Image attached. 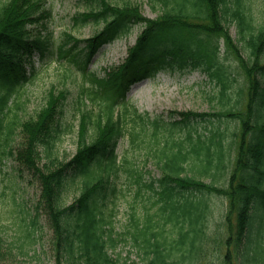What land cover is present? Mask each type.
Wrapping results in <instances>:
<instances>
[{
    "label": "trees",
    "instance_id": "obj_1",
    "mask_svg": "<svg viewBox=\"0 0 264 264\" xmlns=\"http://www.w3.org/2000/svg\"><path fill=\"white\" fill-rule=\"evenodd\" d=\"M84 1L92 5L88 10L78 11L74 23L77 26L90 21L105 23L100 31L84 40L87 62L103 42L129 34L135 22L141 23L143 30L124 63L103 80L96 78L102 90L92 89L91 99L99 97L104 101L103 107L98 113L81 110L79 147L70 162L60 160L52 152L63 129L55 121L66 91L56 94L50 90L46 105L27 120L19 121L17 114L12 118L9 115L15 94L31 77L26 73L25 62L31 60L35 51L45 53L48 49V36L34 30V25H44L49 15L44 0L0 2V164L7 153L17 160L21 176L28 170L39 181L41 196L36 208L52 216L58 264H64L60 256L65 264H118L110 253L117 239L113 237L112 221L104 211L108 197L117 192L116 184L110 183L112 173L117 176L120 170L116 142L128 132L131 142L136 144L149 126L159 145V128L166 125L170 131V139L157 154L163 176L159 179L162 190L155 189L159 199L165 202L161 209H171L168 215L171 218L188 216L191 227L184 231L181 225L179 239L171 243L166 236L158 239L163 231H152L153 215L146 217L150 224L141 229L136 222L133 238L135 241L142 238L147 256L144 264H181L171 256L177 250L183 251L189 234L192 233L191 248L202 241L208 207L197 193L201 197L215 194L226 198L228 227L232 233L237 228L235 240L239 244L257 208L264 211V20L257 23L241 0H235L233 6L231 0H153L154 7L158 6L155 18L144 17L136 2ZM230 21L236 23L243 46L232 37ZM65 35L62 49L69 42L80 41L71 32ZM229 57L237 62L236 72L243 75L242 84L236 89L237 97L229 93L232 83L237 81V73L227 62ZM169 68L206 74L219 85L218 95L224 108L209 112L182 111L179 119L166 121L162 117L152 119L128 103L126 92L130 83ZM128 118L133 123L130 128ZM216 119L235 121L236 129L230 133L229 140L219 126H205L202 131L192 127L196 121ZM18 125L23 139L14 147ZM92 126L94 132L90 135ZM183 129L185 134L176 138V131ZM41 144L46 147L48 158L44 164H41ZM189 160L193 164L187 171ZM109 167L116 169L109 172ZM137 170L134 168L135 182L140 183L142 176ZM201 175H210L211 179L205 181ZM70 176L82 177L81 191L75 202L62 205L63 188ZM154 181L145 185L152 189ZM261 251L255 249L254 261H258ZM226 264L232 263L227 260Z\"/></svg>",
    "mask_w": 264,
    "mask_h": 264
},
{
    "label": "rangeland",
    "instance_id": "obj_2",
    "mask_svg": "<svg viewBox=\"0 0 264 264\" xmlns=\"http://www.w3.org/2000/svg\"><path fill=\"white\" fill-rule=\"evenodd\" d=\"M6 0H0L4 2ZM113 3L122 4L125 1L136 2L141 13L147 17L155 18L158 13V6L154 7L153 0H111ZM235 0H231L230 5H234ZM46 7L50 9L51 16L47 19V27L42 30L50 32L52 36V47L65 39L64 32H71L75 37L90 38L98 30H101L104 23L90 21L86 25L73 24V15L78 10L85 11L91 7V3L84 0H45ZM241 4L254 17L257 23L264 20V0H241ZM233 38L239 41L238 28L235 22L228 24ZM143 27L140 23H134L128 35L116 39L111 43L104 44L102 49L95 55L93 61L88 65L100 76H104L108 69L119 65L128 56V50L133 47ZM79 43V46L81 47ZM243 46L244 41H239ZM82 48V47H81ZM58 53V48L55 51ZM69 58H56L46 55L42 58L36 54L35 67L36 74L29 82L21 87L15 94L12 102V112L18 115L19 121L27 120L34 116L38 110L46 105V100L52 89L56 94L60 90L67 89L69 95L63 104V115L61 122L63 129L53 145V155H57L60 160L70 162L78 150V126H79V106L81 101L85 103L83 107L97 112L100 108L99 100L91 101L88 94H81L83 86H91L92 83L85 79L83 70L85 61L75 57L70 51L62 53ZM71 60V61H70ZM233 72L237 70V62L229 57L227 60ZM30 70V64L27 63ZM82 68V69H81ZM237 73V81L232 83L229 93L237 97L236 89L242 83L243 75ZM51 90V91H50ZM53 92V91H52ZM51 92V93H52ZM219 92V85L211 82L206 74L199 70L191 71H162L155 77H147L133 83L128 90V98L137 110L147 113L151 118L162 117L164 120L179 118V114L184 112H209L224 108ZM232 103V102H231ZM18 106V107H17ZM171 121V120H169ZM132 121L127 119V127L132 126ZM216 128L219 126L226 131L227 137L235 130L236 123L233 120H210L194 122L192 127L205 130L204 127ZM66 127V129H64ZM158 139L160 145L155 142L152 136L151 126L133 144L126 134L119 141L117 151L119 160L117 166L118 191L108 197L107 206L104 208L106 216L111 219L113 227V237L116 246L110 249V253L117 259L118 264L127 261L128 264H144L147 256L144 254V243L142 238L134 240L133 234L138 228L150 224L146 217L152 216V231H163V235H158L159 240L167 237L168 242H175L180 236V226L187 231L191 227L189 217L179 216L171 218L168 215L171 209L164 207L165 202L159 199V194L151 190L143 183L154 181V187L162 190L159 179L163 176L162 170L157 164L158 149L170 139L168 127L159 128ZM94 128L91 127L89 134L93 135ZM186 130H177L176 138L182 137ZM21 126L18 125L15 142L12 145L17 147L23 137ZM229 142V141H228ZM227 142V144H228ZM41 164L48 159L44 150L46 147L41 144ZM123 155V156H122ZM0 164V264H58L59 257L55 246L54 228L51 224L52 216L44 211H37V202L40 199V183L33 174L26 170L25 176H20L18 162L7 154L2 157ZM132 160V162H131ZM129 162V163H128ZM186 164L190 171L192 160ZM132 164L134 166H132ZM134 167L143 172V181L136 183V175L133 173ZM126 168V169H124ZM116 168L109 167V172ZM205 181L210 180V175H201ZM111 177H114L112 173ZM110 177V178H111ZM63 188L60 202L62 205H70L75 202V197L81 191L82 177H68ZM112 179L110 183H112ZM109 193V191H108ZM187 193V192H186ZM185 193V194H186ZM195 197V194H191ZM196 196L205 200L208 210L204 221V235L202 241L196 242V246L191 248L189 234L188 242L183 247V251L177 250L172 260H180L181 264H226L227 260L232 264H264V211L257 208L247 231L243 234V239L236 244L235 232H231L228 227L226 198L221 195L197 193ZM159 199V200H158ZM175 203H173L174 205ZM171 204V208L173 206ZM189 207V204H186ZM112 210L113 213L110 211ZM111 217H109V215ZM235 217V216H234ZM236 218V217H235ZM237 219V218H236ZM37 222L34 223L33 221ZM110 226V225H109ZM108 226V228H109ZM232 233V234H231ZM231 235V242L229 237ZM262 249L258 254V261H254L253 255L256 248ZM184 256V257H183ZM61 263L65 264L64 257Z\"/></svg>",
    "mask_w": 264,
    "mask_h": 264
}]
</instances>
